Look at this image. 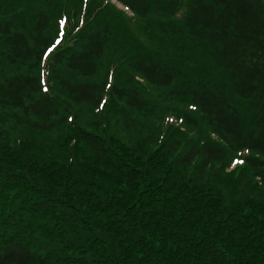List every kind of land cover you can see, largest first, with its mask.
Listing matches in <instances>:
<instances>
[{"label": "trees", "instance_id": "obj_1", "mask_svg": "<svg viewBox=\"0 0 264 264\" xmlns=\"http://www.w3.org/2000/svg\"><path fill=\"white\" fill-rule=\"evenodd\" d=\"M0 264H264V0H0Z\"/></svg>", "mask_w": 264, "mask_h": 264}, {"label": "snow or ice", "instance_id": "obj_2", "mask_svg": "<svg viewBox=\"0 0 264 264\" xmlns=\"http://www.w3.org/2000/svg\"><path fill=\"white\" fill-rule=\"evenodd\" d=\"M61 24V26H63L65 24V21L64 20H61L59 22ZM62 36V33H58L57 34V37L53 40L52 44H51V47H48L47 45L45 46V50L42 51L40 53L41 56H48L49 53H51L58 45L61 44V39L60 37ZM41 75H43V73H41ZM41 83L43 84L44 81L42 80ZM44 91H47V89H43ZM190 107H192V105H190ZM69 119H71V117H69ZM232 163L235 165V164H242L244 163L243 160H233Z\"/></svg>", "mask_w": 264, "mask_h": 264}]
</instances>
